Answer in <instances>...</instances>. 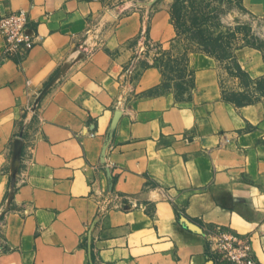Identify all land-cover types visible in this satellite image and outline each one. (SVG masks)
I'll return each mask as SVG.
<instances>
[{
    "label": "crops",
    "instance_id": "1",
    "mask_svg": "<svg viewBox=\"0 0 264 264\" xmlns=\"http://www.w3.org/2000/svg\"><path fill=\"white\" fill-rule=\"evenodd\" d=\"M19 12L35 45L7 57L0 36V264H216L225 231L264 264V102H227L198 52L192 93L162 91L169 1L0 0ZM235 59L264 77L257 49Z\"/></svg>",
    "mask_w": 264,
    "mask_h": 264
},
{
    "label": "rangeland",
    "instance_id": "2",
    "mask_svg": "<svg viewBox=\"0 0 264 264\" xmlns=\"http://www.w3.org/2000/svg\"><path fill=\"white\" fill-rule=\"evenodd\" d=\"M155 0H128L148 5ZM165 1V0H159ZM176 36L173 49L157 63L162 91L184 97L192 93L190 53L214 56L221 65L224 98L241 106L264 102V77L244 76L235 59L241 47H252L264 63V0H167Z\"/></svg>",
    "mask_w": 264,
    "mask_h": 264
},
{
    "label": "built area",
    "instance_id": "3",
    "mask_svg": "<svg viewBox=\"0 0 264 264\" xmlns=\"http://www.w3.org/2000/svg\"><path fill=\"white\" fill-rule=\"evenodd\" d=\"M86 2H105L111 6H121L128 0H80ZM30 22L25 12L12 13L0 18V36L4 43V55L7 57H26L35 45L29 33ZM134 65L128 74L133 75ZM218 258L216 264H255L250 243L238 235L222 232L217 238Z\"/></svg>",
    "mask_w": 264,
    "mask_h": 264
},
{
    "label": "water",
    "instance_id": "4",
    "mask_svg": "<svg viewBox=\"0 0 264 264\" xmlns=\"http://www.w3.org/2000/svg\"><path fill=\"white\" fill-rule=\"evenodd\" d=\"M58 77L54 78L43 90L39 98L37 99L36 105L41 101V99L44 97V95L49 91V89L53 86V84L56 82ZM22 147H23V142L21 139H19L14 147V153H13V180H12V186L14 187L15 184V178L16 175L18 174L19 167H20V158H21V153H22ZM191 228H193L192 225H190Z\"/></svg>",
    "mask_w": 264,
    "mask_h": 264
},
{
    "label": "trees",
    "instance_id": "5",
    "mask_svg": "<svg viewBox=\"0 0 264 264\" xmlns=\"http://www.w3.org/2000/svg\"><path fill=\"white\" fill-rule=\"evenodd\" d=\"M242 74H243L244 76H247V73H245L244 71H242Z\"/></svg>",
    "mask_w": 264,
    "mask_h": 264
}]
</instances>
